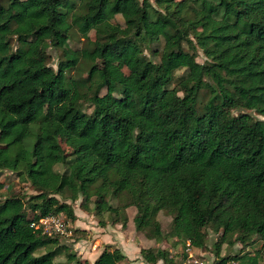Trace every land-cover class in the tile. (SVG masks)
I'll return each mask as SVG.
<instances>
[{
	"label": "trees",
	"instance_id": "1",
	"mask_svg": "<svg viewBox=\"0 0 264 264\" xmlns=\"http://www.w3.org/2000/svg\"><path fill=\"white\" fill-rule=\"evenodd\" d=\"M110 16L125 28L110 32ZM75 34L86 40L81 51L69 47ZM15 42L28 52L15 51ZM160 42L159 52L152 45ZM50 51L61 53L57 69ZM118 63L128 75L116 81L110 68ZM82 66L88 77L80 81L73 73ZM224 107L238 114L223 122ZM4 171L38 194L27 203L31 219L0 203V264H91L75 253L56 261L58 240L31 228L53 215L75 221L71 204L57 197L73 203L82 195L123 228L121 208H135V230L156 244L190 241L203 251L211 229L220 235L218 258L232 238L242 247L214 264L264 263V0H0ZM161 212L172 218L166 234ZM256 242V254L243 251ZM141 256L182 264L161 248ZM95 264L127 258L108 246Z\"/></svg>",
	"mask_w": 264,
	"mask_h": 264
},
{
	"label": "rangeland",
	"instance_id": "2",
	"mask_svg": "<svg viewBox=\"0 0 264 264\" xmlns=\"http://www.w3.org/2000/svg\"><path fill=\"white\" fill-rule=\"evenodd\" d=\"M109 20L112 26L110 32L115 33L125 28V22L121 16H110ZM148 32H153V29L148 28ZM89 36L92 40H94L95 32L94 31L90 32ZM14 46H15V51L20 52L21 54H26L28 52L27 45L15 42ZM85 46H86V40L83 39L78 34H75L72 40L69 41V47L75 51H81L83 48H85ZM163 46H164V42H160L152 45V48L160 52L162 51ZM145 53L149 57H151L156 63L160 62L161 59L160 54L152 55L148 51H146ZM60 55H61L60 52L50 51L49 64L53 66L55 69H57L58 59ZM195 59L196 62L199 64H204L206 62V57L203 55L201 51L197 52ZM182 74L183 71L177 72V77H179ZM110 75L114 80L119 81L128 75V70L119 63L114 64L110 68ZM73 76L77 80L83 81L88 77V69L85 66H82L74 71ZM105 94H106V90L104 89L101 91V95H105ZM207 99H208L207 94H203L201 96V103L206 102ZM85 106H86V112L89 115H92L93 114L92 105L87 104ZM50 113H51V109H49V107L46 108V115H49ZM237 114H238L237 111L224 107L222 113V121L227 122L231 119V117L236 116ZM97 124H98V119L95 118L93 122V127L97 126ZM59 139L62 148L66 151H69L70 148L68 147L67 138L65 134L63 133L60 134ZM51 156L55 157L56 153H52ZM56 170L58 172H63L64 167L62 165H57ZM37 194L38 192L33 188L31 183H29L23 177H19L16 174H13L8 171H4L0 173V203L8 202L17 212L26 213L29 219L33 217V213L28 209L27 203L30 201V198L32 196H36ZM57 198L60 200L61 203L65 202L67 204H71L74 214L77 218L75 221H72L67 218L66 214L59 215L60 218L63 219L64 221L63 224L66 227L68 233L67 235L52 236L58 240L57 241L58 245L55 247L56 248L58 247L60 250H62V253L56 257V261L58 262L64 263L65 261H67V256L70 253H75L76 257L79 258L81 262L89 260L88 257L90 256V252H93V254H97V252L101 250V252L103 253L108 246H111L110 243H112L109 237H106L108 239H105L103 237V235H105L104 233L105 229L106 230L109 229L111 232H113V230L117 229L118 227L121 230L120 232L124 233V235H126L131 239L137 236H139L142 239L144 236L143 233H139L135 230V226L133 223V219L136 213L135 208H130L128 210L121 208L120 210L121 220L127 222L126 228H123L122 223L121 224L112 223V219L109 217L108 213H104L102 216H97L95 214L94 212V204L96 201L95 197L89 199L87 196L82 195L80 196L77 202H73V203L69 200H65L63 197L60 196ZM114 204H116V202H114ZM157 219L161 224L163 232L165 234L169 233L172 226V218L166 213L161 212ZM102 223H104V225ZM206 233H207L206 247L203 249V251L198 250L196 251V253L197 254L200 253V256L202 255L206 256L210 261L216 259L221 260V258L223 257L234 256L242 249L241 245L239 244L233 245L232 242L234 239L232 238L230 241L231 243H226L222 246L218 258L216 254L215 244L217 243V239L220 238V235L216 234L211 229H208ZM92 242L93 244H91ZM151 244L152 245L150 246H153L154 244L156 246L155 242H152ZM167 244L168 245L170 244L175 248V250H173L172 253L175 261L181 262V258L183 256L182 255L183 246L177 244L176 239H170V240H163L161 244H157L158 246L157 249H160L162 247L164 248V250L167 249L170 250L168 248L170 246H168ZM64 247H67L68 249L64 251ZM88 247L91 248V251H89ZM148 248L153 249V247H148ZM257 249H261V243L256 242L254 246L250 247L249 249H244L243 251L248 252L251 256H253L254 254H256ZM44 252L45 250H41L39 254ZM85 255H86V259L88 260L85 259ZM90 259L94 260L95 257H92ZM96 261L95 262L91 261V264H95ZM261 263L264 264L263 261H261Z\"/></svg>",
	"mask_w": 264,
	"mask_h": 264
},
{
	"label": "crops",
	"instance_id": "3",
	"mask_svg": "<svg viewBox=\"0 0 264 264\" xmlns=\"http://www.w3.org/2000/svg\"><path fill=\"white\" fill-rule=\"evenodd\" d=\"M106 228V227H104ZM121 230L117 227V229L113 230V232H111L109 229L108 230H104L105 235H103V237L105 239H108L106 237H109L110 240L112 241L111 246H115L116 248L120 249L122 251V253L126 256L127 258V264H148L146 262H144L142 256H141V251L143 249H149L148 247H153V249H157L158 246L156 244L153 246L151 243L155 242L153 240H149L147 239L145 236H143V238L141 239L139 236L131 239L129 237H127L126 235H124V233L120 232ZM138 241V243H137ZM156 243V242H155ZM93 244V242L91 243ZM168 245V244H167ZM93 246V245H92ZM170 247H168L171 252V255L173 253V250H175V248L172 245H168ZM91 247V246H90ZM89 248V251H91V248ZM93 249V248H92ZM161 249H164L161 247ZM102 254L101 250H99L97 252V254H93V252H90V256L88 257V259H86V255H85V259L92 262H95L99 256ZM173 256V255H172ZM95 257L94 260H91L90 258ZM157 264H164L162 261H159Z\"/></svg>",
	"mask_w": 264,
	"mask_h": 264
},
{
	"label": "built area",
	"instance_id": "4",
	"mask_svg": "<svg viewBox=\"0 0 264 264\" xmlns=\"http://www.w3.org/2000/svg\"><path fill=\"white\" fill-rule=\"evenodd\" d=\"M64 221L60 216H48L41 218L38 222H33L31 228L40 230L43 235L52 237L53 235H67L68 231L64 226ZM194 246L187 241L182 249V264H214V260L210 261L206 256L197 254Z\"/></svg>",
	"mask_w": 264,
	"mask_h": 264
}]
</instances>
